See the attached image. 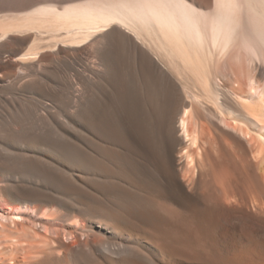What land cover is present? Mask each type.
<instances>
[{
  "label": "bare ground",
  "instance_id": "1",
  "mask_svg": "<svg viewBox=\"0 0 264 264\" xmlns=\"http://www.w3.org/2000/svg\"><path fill=\"white\" fill-rule=\"evenodd\" d=\"M0 241L264 264V0H0Z\"/></svg>",
  "mask_w": 264,
  "mask_h": 264
},
{
  "label": "rangeland",
  "instance_id": "2",
  "mask_svg": "<svg viewBox=\"0 0 264 264\" xmlns=\"http://www.w3.org/2000/svg\"><path fill=\"white\" fill-rule=\"evenodd\" d=\"M221 84L223 83V82H220ZM38 227H39V225H38ZM37 227V228H38ZM41 230V229H40ZM1 243H0V264H9L8 262H7V259L6 258H8L7 256L11 253V249L9 248V249H4L2 246L4 245L3 243L4 242H2V241H0ZM3 244V245H2ZM3 249V250H2ZM4 251V253H2ZM6 251H8V252H6ZM3 256H4V258H3ZM5 260V261H4ZM4 262V263H3ZM19 264H21V263H19Z\"/></svg>",
  "mask_w": 264,
  "mask_h": 264
}]
</instances>
